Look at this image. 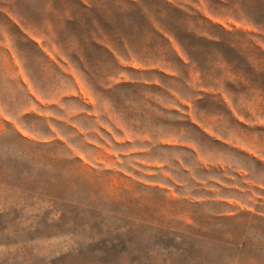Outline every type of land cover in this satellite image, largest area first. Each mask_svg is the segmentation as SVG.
Masks as SVG:
<instances>
[{
	"label": "rangeland",
	"instance_id": "374dc122",
	"mask_svg": "<svg viewBox=\"0 0 264 264\" xmlns=\"http://www.w3.org/2000/svg\"><path fill=\"white\" fill-rule=\"evenodd\" d=\"M0 264H264V0H0Z\"/></svg>",
	"mask_w": 264,
	"mask_h": 264
}]
</instances>
